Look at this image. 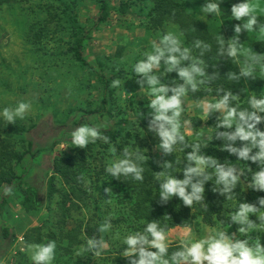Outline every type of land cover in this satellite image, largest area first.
<instances>
[{
  "label": "rangeland",
  "instance_id": "obj_1",
  "mask_svg": "<svg viewBox=\"0 0 264 264\" xmlns=\"http://www.w3.org/2000/svg\"><path fill=\"white\" fill-rule=\"evenodd\" d=\"M74 1L72 14L81 24L92 25L97 17L95 0ZM176 1L182 3L190 16L215 35L223 30L227 31L228 27L233 28L224 18L225 11L220 10L219 14H207L201 11L206 0ZM111 3L113 8L110 18L94 31L87 46V54L95 67L101 69L100 71L108 77H112L113 83L115 80L121 81L120 87L115 88L117 106L114 108V114L118 115L119 111L125 112L118 117L129 118L133 116L131 113L135 110H152L148 106L152 98L148 85L143 77L135 74L134 65L145 58L144 53L152 51L153 43L158 44L160 37L171 32L180 38V30L171 22L164 21L159 24L152 20L156 15H151V11L156 7L157 0H111ZM124 3L128 5L127 12H122L120 9ZM249 3L255 5L254 15H264V0H251ZM63 9L56 0H11L0 6V111L4 108L15 109L20 102L31 105L24 117L17 118L14 123L0 116L2 120L0 125L3 122L8 125L22 123L29 127L33 126L27 138L38 145L47 144L49 138L56 136L63 129L61 122L64 121L69 110L81 107L94 108L99 103L98 92L92 88L95 85L92 72L81 67L70 54L66 53L73 37L63 18ZM156 23L158 26H155ZM154 71L159 75L162 84L168 83L169 73H166L163 60L161 68ZM204 89L206 88L200 87L196 92H188L183 100V112L180 117V132L190 141L201 143L209 142L208 137L213 136L215 129L210 117H204L199 102L204 99H217L210 93L198 97ZM258 91L264 93V88ZM214 114L216 117L220 116V113ZM72 118L75 119V116ZM184 121L191 123L186 125ZM131 135L137 136V140L140 138L139 145L142 152L153 155L155 162L159 164L163 151L158 147L160 139L155 132L139 129ZM10 138L16 141V149L21 150L19 139ZM94 145L97 146H92L88 155L92 169L94 167L96 169L92 170V175H88L86 183L87 187L92 186L89 196L94 195L95 198L88 199V195L84 198V202L89 203L88 206L83 201L74 205V200L70 199L66 206L70 210L68 213L66 211L67 215L63 217L61 215L63 209L60 208L63 196L57 194L54 197L55 204L47 200V180L46 178L41 180L43 173L38 170L43 169L51 175L52 160L57 153L71 155L81 149L71 144V136L57 146L52 154L49 152L42 154L37 163L38 169L32 173L33 189L39 197L36 211L24 212L20 202L26 185L18 186L15 183V194L11 197L10 203L0 210V264H33L29 246L45 244L49 241H55L57 245L55 259L51 264H122L124 262L126 257L123 253H118V250L125 245L123 242L125 237L141 232L138 230L139 227L134 229L127 221V214L125 217H112L126 204L127 192L125 188L118 187L111 181L101 180L94 184L90 179L101 174L102 170L121 158L119 155H123V150L116 152L114 147L106 149L100 145L99 140ZM236 168L238 172H243L241 179L246 196L242 203L253 204L259 209L258 200L262 197L249 188L251 178L257 171H250L251 173L248 174L241 166ZM5 188L0 189L1 201L4 198ZM106 189H110L111 192L108 193ZM100 192L108 193V197H104L106 202L100 200L102 204L99 206L92 204V201L99 200L97 197ZM224 201L225 205H228L229 200ZM106 204L111 206L109 211L106 210ZM249 218L257 227L246 233L238 231L241 227L239 224L224 225L218 222L215 226H211L198 218L189 226L174 227L167 231V243L169 246L181 245L182 240L203 239L219 230L227 232L230 236L235 234V239H248L250 245L254 246L260 242L261 246H264V227H261L264 222L258 219V214ZM89 221L93 224L94 221H100L102 226L105 221L111 224V228L107 231L99 230L101 240L106 244V247L98 249L99 256L95 254L96 250H86L88 239L84 237L81 244L77 243L79 244L77 248H71V251L67 249L69 242L76 243L80 239L77 235L70 241L68 235L76 225L87 224ZM40 227H42L41 242L36 238V234L28 242L31 230ZM3 228H9L14 232L15 239L12 242L10 238L1 242Z\"/></svg>",
  "mask_w": 264,
  "mask_h": 264
},
{
  "label": "trees",
  "instance_id": "obj_2",
  "mask_svg": "<svg viewBox=\"0 0 264 264\" xmlns=\"http://www.w3.org/2000/svg\"><path fill=\"white\" fill-rule=\"evenodd\" d=\"M11 0H0V6L9 3ZM59 1L63 9V18H65L68 24V30L71 32L73 41L66 50L67 54H70L73 60L80 64L81 67L87 68L92 72L94 77L95 85L92 88L97 90L99 95V103L96 107H81L75 108L68 111L64 121L61 122L63 129L59 133L49 138L47 144L38 145L35 141L28 139L27 134L32 130L25 124L18 123L15 125H8L7 123H1L0 125V189L8 187L7 191L4 192V198L0 204V210L4 209L7 204L10 203L11 197L16 192L15 183L18 186L24 184L26 189L24 190L23 199L20 202L22 209L25 213H31L36 211L38 208L39 197L38 193L33 189L32 185V173L35 169H38L37 163L40 161V156L46 152L53 153L57 146L65 142L72 131H75L82 125L97 126L106 125L100 129L102 133L107 135L110 139L108 143L100 141V145L108 149L114 147L116 152L128 148L129 151L139 152L145 157L143 161H140V166L143 167V181H136L131 176H121L120 179L112 178L105 170L101 171V174H97L95 177L90 179L96 184L97 181L105 180L117 184L118 187L125 188L126 204L122 209H118L112 217L117 216L125 217L128 215L127 221L133 225L134 229L141 230L143 232L146 224L152 221H158L160 227L165 228V231H169L174 227H186L191 225L196 219L201 218L203 222L208 225L215 226L218 222L224 225H231V215L235 213L239 204L243 202L246 193L244 191L243 180L240 179L235 189L231 194V199L228 205H225V195H220V189L222 186L215 185L214 169L208 168L207 172L212 174V179L205 184L204 200L201 202H194L191 207H187L183 204L182 200L177 197H173L167 203H165L159 196V183L162 182L163 177L157 180V174L160 172L165 175L176 176L177 179L183 180V169L187 166L186 155L192 149L190 145L197 143L190 141L185 136V143L189 147L177 144L174 151L171 154L161 155L160 163H156L154 156L150 153L142 152V148L139 145L140 138L137 140V136H132V132H136L139 129H148V124L151 120V113L153 110L139 109L131 113L133 116L118 117L114 114V108L117 106L115 88L112 87L113 79L108 77L103 71H100L98 67H95L88 59L87 46L96 31L102 24L106 23L111 15L112 3L111 0H95V8L97 10V17L94 19L92 25L85 26L81 24L78 19L72 14V6L75 1ZM251 1V0H249ZM242 2V0H216V3L220 4V10L225 11L224 18L233 27H228L227 31H221L219 34L211 33L204 25L197 22L192 16L188 14L182 3L176 0H157L156 7L151 11L153 21H157L159 24L165 22H171L173 25L179 27L180 39L182 40V46L189 47L192 49V56L196 57L204 62V68L206 74L210 77L208 83L201 87L211 89L210 91L204 89L198 97H204L209 93L212 96L219 98L217 90H221L220 95L223 92L228 91L233 95L238 96V99L234 102L233 106L238 105L239 109L249 108L248 99L253 95L264 96V93L258 91L264 88V71H262L260 64L254 66L253 75L251 77H240L239 79H230L229 73H234L237 76L240 74V68L244 66L246 57L245 55H238L235 58H231L227 55V43L229 40L236 36L234 27L237 24L247 22V18L241 21H236L231 14V8L233 4ZM128 5L125 3L120 6L122 12H127ZM258 26L253 31H241L239 35L240 44L243 45L249 53L257 55H264V36L259 31V25H264V15L257 16ZM155 26H158L156 23ZM225 39L223 54H221V46L219 41ZM196 40L202 41L209 47L207 50L196 49L194 43ZM203 52V55H201ZM190 61H185L184 66H187ZM261 64H264V60H261ZM182 83L179 80L175 72L169 73L168 83L166 85L176 86ZM172 94L171 92L169 95ZM196 98V97H195ZM250 110V109H249ZM130 114V113H129ZM264 115V114H261ZM75 116V119L72 117ZM121 116V115H120ZM217 118L215 114L210 116L212 124L214 126L213 139L207 143H201V154L216 158L220 163H224L226 166H241L246 173L253 171H259V165L252 163L251 161H239L235 155H231L227 151H222V145L227 143L223 139L215 138V131L224 132L232 131L230 129L219 128L216 129ZM114 119V120H113ZM2 120H0L1 122ZM60 123V122H59ZM261 131H264V123L257 126ZM182 133V132H181ZM184 134V133H182ZM137 135V134H136ZM14 137L19 139L21 144V150H17L16 141L12 140ZM230 143V142H229ZM95 143H89L87 148L78 149L71 155H65L63 153H57L52 160L51 175L48 171L38 169L43 176L41 178L47 180L48 193L47 200L51 204H55L56 200L54 197L57 194L63 196V203L61 209L63 212L61 215L65 217L70 210L66 208L67 202L70 199L74 200V205L77 202H82L85 205L89 203L84 202V198L90 199V189L92 186L87 187L88 175H92V164L89 160V152ZM206 145V146H205ZM236 147H242L243 144L240 141H236ZM121 154V153H119ZM252 154H255V150ZM122 157V155H119ZM28 162V163H27ZM165 163H172L171 168H165ZM29 164V165H26ZM251 169V172L248 171ZM37 170V171H38ZM63 189L60 190L59 184ZM195 182V180L193 181ZM116 185V186H117ZM216 188V191L213 189ZM256 194L264 198V192L253 190ZM104 197H108V193L100 192L98 197L99 200H94L91 203L99 206L106 202ZM234 202V203H233ZM233 203V204H232ZM106 210L109 211L111 206L106 204ZM232 205V207H231ZM226 208V209H223ZM55 209H53V212ZM111 217V218H112ZM117 222L119 219L116 220ZM104 224V223H103ZM102 226V222L94 221L88 222L87 224L76 225L72 233L68 235L70 241L77 235L80 239L76 243L69 242L67 249L71 251V248H77L79 244L85 239H96L101 240V234L99 232ZM34 228L28 235V242L36 234V238L41 242V229ZM10 238L11 242L15 239V234L9 228H3V235L1 242ZM57 247V245H56ZM126 245L118 250V253H123L126 249ZM181 245L169 246V256L172 252L180 250ZM155 251V249H151ZM74 252V250H73ZM135 258V257H133ZM122 264H131L130 259L126 258Z\"/></svg>",
  "mask_w": 264,
  "mask_h": 264
},
{
  "label": "clouds",
  "instance_id": "obj_3",
  "mask_svg": "<svg viewBox=\"0 0 264 264\" xmlns=\"http://www.w3.org/2000/svg\"><path fill=\"white\" fill-rule=\"evenodd\" d=\"M207 14H219L220 4L213 0H206L201 9ZM255 5L249 0L233 4L231 8L232 17L236 21L247 18V22L237 24L234 27L236 36L227 43V55L235 58L238 55H245L246 60L240 68V74L229 73L230 79L240 77H251L254 66L260 64L264 71V55H257L247 52L240 44L239 35L243 31H253L258 26ZM259 31L264 36V25H259ZM221 54H223L225 39L219 41ZM196 49H208V45L200 40L194 43ZM203 55V52H201ZM145 58L138 61L133 68L136 75L144 78L148 85L151 99L149 107L153 110L148 129L160 139L159 149L164 154H171L175 146L179 143L184 147H189L185 143V134L180 132V117L183 112V100L188 92H196L202 85L208 83L210 77L206 74L204 62L192 56V49L182 46V40L175 34L168 32L159 39V43H153L152 51L144 53ZM166 65V73L175 72L182 83L176 86L162 84L156 71L161 68V61ZM185 61H190L184 66ZM139 83V81H137ZM121 85L120 80H115L113 88ZM143 87V85H141ZM172 93L169 95V93ZM219 98L199 102V107L203 111L204 117H210L214 113H220L217 118L216 129L224 128L232 131H215L216 139L227 141L222 145L221 150L235 155L239 161H251L259 165V171L253 174L249 188L255 191L264 192V131L257 126L264 123V96L258 98L253 94L248 99L249 108L239 109L233 106L238 96L225 91L220 95L221 90H217ZM31 105L27 102H20L15 109L4 108L0 111V116L8 122L14 123L17 118H23L29 111ZM250 109V110H249ZM222 115V118H221ZM184 121V124H190ZM106 125L95 127L82 125L70 133L71 144L75 147L84 149L89 143L102 140L109 142V137L100 131ZM190 134V133H189ZM213 139L209 135L208 140ZM242 142V147H236V141ZM230 142V143H229ZM206 146V145H205ZM191 151L187 153V166L183 169L184 179H177L176 176L165 175L160 172L157 180L163 177L159 183V196L167 203L173 197L182 200L183 204L191 207L194 202L204 200L205 184L212 179V174L207 172L208 168L214 169L215 185L222 186L220 195H225L226 199H231V194L237 183L241 179L243 172H238L234 166H226L216 158L201 154V144L199 142L190 145ZM67 148V147H65ZM64 148V149H65ZM255 150V154H252ZM145 157L139 152L123 150V155L106 167L105 171L112 178L120 179L121 176H131L136 181H143V167L140 161ZM165 168H171L172 163H165ZM248 171H251L248 168ZM195 180V182H193ZM217 189L214 188L213 191ZM108 193L110 189H106ZM260 208L249 203H240L238 210L231 215L232 223L239 224L240 233H246L257 227L256 223L250 220L251 215H257L258 219L264 222V198H259ZM264 227V224L261 225ZM111 224L105 221L100 231H107ZM127 246L123 256L130 259L131 264H264V246L257 242L254 246L250 245L248 239H235V234L231 236L225 231L217 230L215 234L203 239L182 240L180 250L174 251L169 256V244L167 243V233L165 228L160 227L158 221L148 222L143 232L129 234L124 239ZM31 261L33 264H51L55 259L56 243L49 241L45 244L30 245ZM106 247L103 240L88 239L86 250H96L95 254L100 255L98 249ZM155 249V251H151ZM135 257V258H133Z\"/></svg>",
  "mask_w": 264,
  "mask_h": 264
},
{
  "label": "crops",
  "instance_id": "obj_4",
  "mask_svg": "<svg viewBox=\"0 0 264 264\" xmlns=\"http://www.w3.org/2000/svg\"><path fill=\"white\" fill-rule=\"evenodd\" d=\"M7 189H8V187H6L4 190H6V191H7ZM1 202H2V201L0 200V204H1Z\"/></svg>",
  "mask_w": 264,
  "mask_h": 264
}]
</instances>
